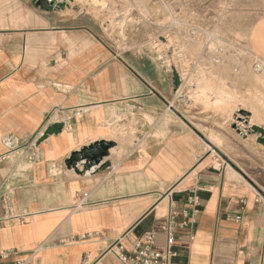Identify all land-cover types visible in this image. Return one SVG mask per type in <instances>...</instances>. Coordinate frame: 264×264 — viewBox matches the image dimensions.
<instances>
[{
    "label": "crops",
    "instance_id": "obj_1",
    "mask_svg": "<svg viewBox=\"0 0 264 264\" xmlns=\"http://www.w3.org/2000/svg\"><path fill=\"white\" fill-rule=\"evenodd\" d=\"M250 45L264 60V16ZM173 81L135 50L107 48L89 17L0 0V192L30 215L0 226V264H120L107 249L150 230L172 264H264V196L164 115ZM97 142L110 144L97 165L68 168Z\"/></svg>",
    "mask_w": 264,
    "mask_h": 264
},
{
    "label": "rangeland",
    "instance_id": "obj_2",
    "mask_svg": "<svg viewBox=\"0 0 264 264\" xmlns=\"http://www.w3.org/2000/svg\"><path fill=\"white\" fill-rule=\"evenodd\" d=\"M58 1L69 4L63 8L67 15L94 21L107 48L135 50L175 80L164 115H173L176 126L198 136L224 170L264 196V107L251 108L254 97L263 93L264 71H257V65L264 60L250 47L253 25L264 16V0ZM254 113L260 124L252 121Z\"/></svg>",
    "mask_w": 264,
    "mask_h": 264
},
{
    "label": "built area",
    "instance_id": "obj_3",
    "mask_svg": "<svg viewBox=\"0 0 264 264\" xmlns=\"http://www.w3.org/2000/svg\"><path fill=\"white\" fill-rule=\"evenodd\" d=\"M258 67V65H257ZM36 151L33 150L31 157H35ZM11 192H0V226H3L7 221H18L19 223H25L30 215L24 213L17 214L14 212L11 204ZM87 193H82L76 198V206H82L86 204ZM198 198L196 195L188 197L187 205H198ZM240 216H236L239 219ZM183 225L185 222L182 223ZM162 230L167 238V246L171 245L174 236V223L172 220H167L162 225ZM156 231H146L140 237H137L131 241L129 250L125 249L121 239H117L107 250L113 251L118 258L120 264H172L171 257L174 252L169 248L164 252L158 251L155 244ZM10 250L0 251V256L6 257ZM17 264H31L28 260L19 262Z\"/></svg>",
    "mask_w": 264,
    "mask_h": 264
},
{
    "label": "water",
    "instance_id": "obj_4",
    "mask_svg": "<svg viewBox=\"0 0 264 264\" xmlns=\"http://www.w3.org/2000/svg\"><path fill=\"white\" fill-rule=\"evenodd\" d=\"M37 6L51 10L53 7L63 9L65 6L68 7L69 4L60 2L58 0H36ZM110 147L109 143L97 142L88 147L82 148L80 151L73 153L70 158L66 161L68 168H75L78 163L82 164L81 174H85L90 171L91 168L97 165L103 156L107 155V150ZM107 165L105 163L99 165L95 170L101 171Z\"/></svg>",
    "mask_w": 264,
    "mask_h": 264
},
{
    "label": "bare ground",
    "instance_id": "obj_5",
    "mask_svg": "<svg viewBox=\"0 0 264 264\" xmlns=\"http://www.w3.org/2000/svg\"><path fill=\"white\" fill-rule=\"evenodd\" d=\"M218 4V3H217ZM113 5V4H112ZM116 5V4H115ZM233 10V9H232ZM238 10V9H237ZM110 12V11H109ZM245 12V11H244ZM227 13V12H226ZM231 13V12H230ZM236 13V12H235ZM242 17V16H241ZM221 19V18H220ZM221 21V20H220ZM225 22V21H224ZM247 22V21H246ZM174 23V22H173ZM241 24V23H240ZM230 25V24H229ZM228 25V26H229ZM249 25V24H248ZM247 25V26H248ZM224 27V26H223ZM244 27H245V25H244ZM243 27V28H244ZM248 28V27H247ZM195 29V28H194ZM216 29V28H215ZM228 29V28H227ZM226 29V30H227ZM249 30V29H248ZM215 31V30H214ZM244 31V30H243ZM192 32V31H191ZM235 32V31H234ZM218 33H219V31H218ZM208 34V33H207ZM221 36V35H220ZM251 36V35H250ZM212 37V36H211ZM209 38V37H208ZM213 38V37H212ZM215 38H217V37H215ZM225 38V37H224ZM91 40V39H90ZM215 40V39H214ZM214 42H216V41H214ZM228 42H230V41H228ZM205 43V42H204ZM233 44V43H232ZM202 45H203V43H202ZM222 45V44H221ZM211 46V45H210ZM220 46V45H219ZM224 47V46H223ZM235 47H237V46H235ZM251 47V46H250ZM213 48H214V46H213ZM204 49V48H203ZM220 49V48H219ZM218 49V50H219ZM241 50V49H240ZM206 51V50H205ZM209 51V50H208ZM226 51V50H225ZM228 51V50H227ZM216 52V51H215ZM214 52V53H215ZM224 52V51H223ZM235 52H237L236 50H235ZM249 52V51H248ZM247 52V53H248ZM251 52V51H250ZM249 52V53H250ZM213 53V54H214ZM225 53V52H224ZM227 53V52H226ZM230 53V52H229ZM217 54V53H216ZM245 54V53H244ZM218 55H220V54H218ZM223 55V54H222ZM231 55V54H230ZM240 56V55H239ZM254 56V55H253ZM205 57V56H204ZM210 57V56H209ZM216 57H218L217 55H216ZM221 57V56H220ZM233 57V56H232ZM236 58H237V56H236ZM238 59V58H237ZM252 59V58H251ZM205 60V59H204ZM234 60V59H233ZM228 61V60H227ZM256 61V60H255ZM235 62V61H234ZM252 62H253V60H252ZM263 62V61H262ZM222 63V62H221ZM225 63V62H224ZM257 63V62H256ZM260 63H261V61H260ZM251 64V63H250ZM210 65V64H209ZM217 65V64H216ZM219 65V64H218ZM245 65V64H244ZM212 66V65H211ZM221 66V65H220ZM231 66V65H230ZM263 66V67H262ZM232 67V66H231ZM215 68V67H214ZM217 68V67H216ZM224 68V67H223ZM207 69V68H206ZM219 69V68H218ZM245 69H247L248 70V68H245ZM261 69H263V71H264V62H263V64L261 65H258V67H257V71H259V72H261ZM213 70V69H212ZM223 70V69H222ZM242 70V69H241ZM230 71V70H229ZM202 72H203V70H202ZM238 72H239V70H238ZM243 72V71H242ZM241 72V73H242ZM245 72V71H244ZM248 72V71H247ZM247 72L245 73L246 75H247ZM207 73V72H206ZM212 73V72H211ZM216 73V72H215ZM219 73V72H218ZM228 71H227V75H228ZM253 73V72H252ZM258 73V72H257ZM262 73V72H261ZM221 74V73H220ZM222 74H224V71H223V73ZM263 74V73H262ZM236 75V74H235ZM259 75V74H258ZM202 75H200V77H201ZM211 76V75H210ZM213 76H214V74H213ZM219 76V75H218ZM223 76V75H222ZM245 76V75H244ZM248 76V75H247ZM227 77V76H226ZM236 77H237V75H236ZM243 77V76H242ZM249 77V76H248ZM248 77H246V80H247V78ZM252 77V76H251ZM254 77V76H253ZM255 77H256V75H255ZM211 78V77H210ZM217 78V77H216ZM238 78V77H237ZM218 79H221V78H218ZM226 79V78H225ZM250 79V78H249ZM248 79V80H249ZM257 79V78H256ZM261 79H262V77H261ZM245 80V79H244ZM252 80V79H251ZM255 80V79H254ZM221 81H222V79H221ZM213 82V81H212ZM224 82H226V80L224 81ZM223 83V82H222ZM261 84H262V86H263V93H262V95H257V96H255L254 97V101H253V104H252V106H251V108L252 109H255L257 106L258 107H264V77H263V79H262V82H261ZM223 85V84H222ZM219 86V85H218ZM217 86V87H218ZM252 86V85H251ZM220 87V86H219ZM222 87V86H221ZM220 87V88H221ZM209 88V87H208ZM207 88V89H208ZM210 89V88H209ZM213 90V89H212ZM223 90V89H222ZM260 90V89H259ZM215 92H217V91H215ZM221 91H219V93H220ZM236 92V91H235ZM239 92V91H238ZM237 92V93H238ZM261 92V91H260ZM223 93H224V91H223ZM226 93V92H225ZM229 93V92H228ZM248 93H249V91H248ZM254 93V92H253ZM244 94V93H243ZM221 95V94H220ZM234 95V94H233ZM235 95H237L236 93H235ZM248 95V94H247ZM254 95V94H253ZM252 95V96H253ZM250 96V95H249ZM223 98H224V96L222 97V98H220L222 101H223ZM241 98V97H240ZM227 99V98H226ZM225 99V100H226ZM243 99V98H242ZM251 99V98H250ZM218 100V99H217ZM216 100V101H217ZM230 100H232L231 98H230ZM207 101V100H206ZM242 101V100H241ZM228 102V101H227ZM226 102V103H227ZM206 103V102H205ZM214 103V102H213ZM223 103V102H222ZM250 103V102H249ZM224 104V103H223ZM251 104V103H250ZM109 106V105H108ZM107 108V107H106ZM105 107H104V109H106ZM245 109V108H244ZM243 109V110H244ZM108 111V110H107ZM110 111V110H109ZM109 113V112H108ZM252 118H254V119H252V121H254V122H256V123H258V124H260V122H261V119L254 113V115H253V117ZM118 120V119H117ZM251 120V119H250ZM108 121V120H107ZM110 123H111V121H110ZM254 124V123H253ZM114 125V124H113ZM120 126V125H119ZM118 127V126H117ZM126 130V129H125ZM115 131V130H114ZM119 131H120V129H119ZM122 135V134H121ZM124 135V134H123ZM209 135H211V134H209ZM114 136V135H113ZM116 136V135H115ZM131 136V135H130ZM211 137H213V136H211ZM216 137V136H215ZM214 138V137H213ZM117 139V138H116ZM215 139V138H214ZM94 140V139H93ZM134 140V139H133ZM221 140V139H220ZM252 140V139H251ZM92 141V140H91ZM90 142V141H89ZM215 143H216V141H214ZM220 142H222V141H220ZM216 145V144H215ZM227 147V146H226ZM120 149V148H119ZM112 151V150H111ZM113 151H114V149H113ZM67 170V169H66Z\"/></svg>",
    "mask_w": 264,
    "mask_h": 264
}]
</instances>
